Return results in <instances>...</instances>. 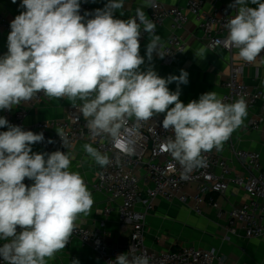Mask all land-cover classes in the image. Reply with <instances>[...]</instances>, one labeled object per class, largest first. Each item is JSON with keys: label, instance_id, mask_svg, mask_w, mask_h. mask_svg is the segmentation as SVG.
<instances>
[{"label": "clouds", "instance_id": "9594fccd", "mask_svg": "<svg viewBox=\"0 0 264 264\" xmlns=\"http://www.w3.org/2000/svg\"><path fill=\"white\" fill-rule=\"evenodd\" d=\"M17 3V0H12ZM143 7L128 19L125 0H108L102 9L80 14L81 0H21L23 9L10 21L7 52L0 56V110L30 101L42 93L49 99H67L79 114L93 139L111 138L116 148L132 155V141L125 139L129 122H141L166 113L162 121L172 136L160 145L187 173L204 166L203 153L220 151L247 117L243 97L224 103L215 92L200 95L186 105L179 99L180 85L188 84V72L160 77L149 64L141 70L140 38L147 33V60L155 52L160 58L156 24L143 8L155 0H142ZM249 5H256L251 7ZM236 9L225 28L223 44L237 49L239 59L253 63L264 53V0H234ZM91 17V18H89ZM204 54L201 49L195 55ZM175 82L176 91L168 85ZM174 105L173 107H169ZM0 258L5 264H47L69 242L80 214L89 215L94 203L84 178L70 170L67 151L34 153L32 145L45 140L0 117ZM62 144L69 148L67 134L57 129ZM47 143H54L49 139ZM83 150L101 168L111 164L91 143ZM25 178L33 181L27 186ZM19 227V231L17 230ZM119 254L109 264H150L144 253ZM71 264H80L73 259Z\"/></svg>", "mask_w": 264, "mask_h": 264}, {"label": "built area", "instance_id": "2783aa9c", "mask_svg": "<svg viewBox=\"0 0 264 264\" xmlns=\"http://www.w3.org/2000/svg\"><path fill=\"white\" fill-rule=\"evenodd\" d=\"M219 1L221 0H189L186 9L203 33L209 50L222 48L227 53H232L238 50L226 47L223 41L227 36L225 24L236 14L235 8L220 7L210 13L202 12L207 2ZM155 4V7H148L147 17L156 24V34L160 26L165 22L169 23V36L161 43L160 49L166 55L158 58L162 64L170 66L186 50L187 44L179 32L186 27L189 19L183 8L168 7L158 0H155ZM82 10L94 12L88 6L82 7ZM0 29L10 30V25L2 16ZM147 36V33H142L141 38ZM263 57L264 53H261L256 61ZM251 64L245 61L240 66L231 64L229 75L222 84L225 92L221 98L224 103H232L243 97L247 111L259 107L258 113L249 122L250 127L255 129L264 122V89L251 90L242 81L243 68ZM45 98L46 96L40 93L31 100L33 103H40ZM20 106V109L14 112L2 110V117L24 130L37 134L43 132L45 140L32 145L39 147L42 153L57 150L66 152L72 144L86 141L108 155L111 160L110 165L100 167L96 172L91 190L106 199L109 208L105 213L109 214L111 208H114L121 227L129 230L127 243L122 247H113L100 232L79 227L75 223V229L65 249L71 248L77 242L103 264H109L117 255L129 250V254L146 253L150 257V264H225L214 249L182 247L176 250L154 251L147 248L144 244L145 222L156 201L188 206L198 216L203 215L204 206L211 208L218 217H222L228 241L233 237L264 240V166L259 153L232 148L229 160L217 152L203 153L204 166L187 173L188 178L183 179L181 166L169 153L160 149L166 138L173 135L170 130L163 129L162 118L154 116L152 120L141 122L139 128L133 127L134 121L129 122V131L124 134L126 140L132 141L131 146L134 149V153L129 156L116 148L109 137L100 136L93 139L86 127V121L79 114L78 107H72L63 120L26 125L27 113L22 108L24 102ZM57 129H63L67 134L68 149L63 146ZM7 130V127L0 128V132ZM49 139L54 143H47ZM23 182L27 186L32 184L27 178ZM230 187L243 191L247 200L238 205L221 206L218 200L226 198ZM17 230H20L19 227ZM0 264H5L2 258Z\"/></svg>", "mask_w": 264, "mask_h": 264}, {"label": "crops", "instance_id": "0c3cea01", "mask_svg": "<svg viewBox=\"0 0 264 264\" xmlns=\"http://www.w3.org/2000/svg\"><path fill=\"white\" fill-rule=\"evenodd\" d=\"M168 7H179L185 9L189 22L179 33L185 40L187 47L185 52L178 57L177 61L170 65L160 62L158 55L154 52L152 60L149 62L146 56V46L149 37L140 38V55L145 57V64L141 70H146L149 64L160 77L167 78L169 75H180V70L188 72V84L180 85L179 99L186 105L192 100H198L200 95L215 91L220 97L224 94L223 82L229 75L231 64L240 66L243 60L236 55L237 51L227 53L222 48L209 50L206 40L192 15L187 11L189 0H158ZM21 0L12 3V0H0V16L4 17L8 24L20 14L23 9L19 8ZM108 0H81L80 14L85 12L82 7L88 6L92 11L102 9ZM234 0H221L219 2H207L203 8V13H210L220 7H229ZM256 7V5H249ZM143 7L142 0H125L124 15L115 13V18L128 19L135 15V10ZM230 8V7H229ZM146 15L148 7L143 8ZM236 11V9H235ZM169 23L165 22L157 30L160 37V44L165 42L169 36ZM9 31L0 29V56L7 52V36ZM201 49L204 54L196 56ZM242 81L249 89H264V57L253 62L250 66L243 68ZM170 91L177 90L175 82L168 85ZM81 104L78 100L77 107ZM170 105L169 107H173ZM20 105L12 108L13 112L20 109ZM74 107L67 99L45 98L40 103H33L32 100L24 102L26 110L25 124L29 125L41 121H58L66 118L69 110ZM259 107L253 111H247V117L243 125L234 131L230 139L224 143L222 150L216 151L225 159H231V149L254 151L260 154L261 162L264 166V122L257 128L250 127V120L258 113ZM82 115V114H81ZM166 113L156 117L164 119ZM2 117V110H0ZM83 117V116H82ZM90 143L80 141L72 144L67 150L71 157L70 170L78 171L84 178L89 191L92 193L94 203L89 215L80 214L75 222L79 227L100 232L109 245L122 247L128 241L129 230L121 227L118 216L114 208L106 214L109 205L103 195L93 192L91 184L100 166L95 163L83 150V145ZM92 144V143H91ZM93 145V144H92ZM94 147V145H93ZM34 153H42L37 146H32ZM66 151V152H67ZM65 152V153H66ZM33 183V181H31ZM192 192L191 189H189ZM247 200L243 191L230 187L225 199H219L221 206L238 205ZM5 241H0V245ZM144 244L154 251L176 250L182 247H194L217 251L225 264H264V240L233 237L226 239L225 223L222 217L209 207L204 206L203 215L198 216L193 213L188 206L178 204H168L163 201H156L153 211L149 212L145 222ZM94 256L88 249L82 248L77 242L71 248H64L57 252L55 256L48 259L47 264H71L73 259H78L80 264H87L86 257Z\"/></svg>", "mask_w": 264, "mask_h": 264}, {"label": "rangeland", "instance_id": "374dc122", "mask_svg": "<svg viewBox=\"0 0 264 264\" xmlns=\"http://www.w3.org/2000/svg\"><path fill=\"white\" fill-rule=\"evenodd\" d=\"M87 264H103L101 261H98L94 256H87L86 257Z\"/></svg>", "mask_w": 264, "mask_h": 264}]
</instances>
